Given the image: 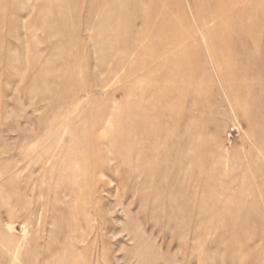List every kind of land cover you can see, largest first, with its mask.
Here are the masks:
<instances>
[{
    "label": "rangeland",
    "instance_id": "rangeland-1",
    "mask_svg": "<svg viewBox=\"0 0 264 264\" xmlns=\"http://www.w3.org/2000/svg\"><path fill=\"white\" fill-rule=\"evenodd\" d=\"M0 264H264V0H0Z\"/></svg>",
    "mask_w": 264,
    "mask_h": 264
}]
</instances>
